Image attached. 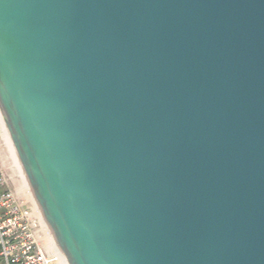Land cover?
I'll use <instances>...</instances> for the list:
<instances>
[{
  "label": "water",
  "instance_id": "95a60500",
  "mask_svg": "<svg viewBox=\"0 0 264 264\" xmlns=\"http://www.w3.org/2000/svg\"><path fill=\"white\" fill-rule=\"evenodd\" d=\"M0 130L60 264H264V0H0Z\"/></svg>",
  "mask_w": 264,
  "mask_h": 264
},
{
  "label": "built area",
  "instance_id": "2783aa9c",
  "mask_svg": "<svg viewBox=\"0 0 264 264\" xmlns=\"http://www.w3.org/2000/svg\"><path fill=\"white\" fill-rule=\"evenodd\" d=\"M4 143L0 130V264H60Z\"/></svg>",
  "mask_w": 264,
  "mask_h": 264
},
{
  "label": "rangeland",
  "instance_id": "374dc122",
  "mask_svg": "<svg viewBox=\"0 0 264 264\" xmlns=\"http://www.w3.org/2000/svg\"><path fill=\"white\" fill-rule=\"evenodd\" d=\"M4 149L7 151L6 153H7V155L10 157V159H12V157H11V155H10V153H9V150H8V148H7V145H6V143H4Z\"/></svg>",
  "mask_w": 264,
  "mask_h": 264
}]
</instances>
